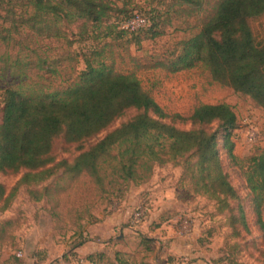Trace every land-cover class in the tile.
Masks as SVG:
<instances>
[{
    "label": "rangeland",
    "instance_id": "1",
    "mask_svg": "<svg viewBox=\"0 0 264 264\" xmlns=\"http://www.w3.org/2000/svg\"><path fill=\"white\" fill-rule=\"evenodd\" d=\"M218 1L201 0L200 9L188 16L184 12L175 14L173 8H167L166 0H120L117 5L123 11L114 12L104 24L121 21L119 28H125L126 18L139 13L150 25L154 16V30L161 33L151 37L143 29L138 34L124 32L118 36L117 27L111 35L99 38L95 37L90 23L86 34L81 36L80 22L61 25L63 37H46L44 31L37 33L26 23H20L32 10L25 4L26 0L0 2L1 15L10 11L0 26H9L11 20L17 24V32L12 34L15 41L9 45L0 43V55L7 53L12 58L20 55L30 60L46 58L56 70L31 67L25 75L6 73L0 79L1 86L31 89L68 86L84 69L85 59L97 60L94 53L100 50L98 59L111 63L117 71H133L143 88L167 113L187 115L200 103L225 102L232 107L238 123L231 137L234 158L223 148L218 132L219 157L235 190V196L228 199L233 208L229 212L217 210L215 199L191 190L185 171L187 155L176 162L155 164L145 182L120 183L119 190L108 189L107 193L99 191L86 175L67 179L62 174V165L35 184H19L24 170L0 172L5 193L15 189L9 207L0 210V264H80L79 259L86 264H119L121 259L127 264L145 261L151 264H264V239L258 223V217L264 221V203L258 216L240 165L241 159L264 148V110L249 96L213 80L201 65L176 72L149 66L156 58L178 50L181 40L197 33ZM249 25L255 43L264 47V15L250 19ZM1 101L2 91L0 107ZM137 112L134 108L126 109L106 128L80 142H66L59 135L52 144L50 164L62 160L71 162L80 151ZM163 121L169 122V117ZM173 124L186 130L199 126L179 119ZM200 126L207 131L217 129L216 122ZM194 159L189 157L190 162ZM158 183L168 187L163 200L168 199L165 208L170 211L162 214L161 221L158 219L161 205L152 200L158 190L153 187ZM154 200L158 201L156 197ZM239 206L245 226L234 219ZM166 240L169 245L164 247ZM181 240L182 243L178 242ZM104 242L107 243L101 247L103 256L93 253L92 263L85 259V253L75 250L85 243L95 252L96 243ZM172 244L181 245L183 250L173 251Z\"/></svg>",
    "mask_w": 264,
    "mask_h": 264
},
{
    "label": "trees",
    "instance_id": "2",
    "mask_svg": "<svg viewBox=\"0 0 264 264\" xmlns=\"http://www.w3.org/2000/svg\"><path fill=\"white\" fill-rule=\"evenodd\" d=\"M118 1L26 0L25 4L32 10L20 23L55 38L65 35L61 25L80 22L79 34L84 36L90 23L96 38L109 36L120 27L121 21L103 22L114 12L123 11ZM200 1L166 0V6L173 8L175 14L184 12L190 16L200 9ZM9 12L0 14V21H6ZM261 15H264V0H219L197 33L181 40L178 50L156 58L149 66L176 72L201 65L213 80L249 96L264 110V47L255 43L249 25L250 19ZM154 25L153 16L152 24L147 19V25L139 30L119 28L116 31L121 36L124 32L138 34L145 29L153 37L161 33L154 30ZM16 32L15 20L7 27L0 26V43L9 45L15 41L12 34ZM100 54V50L94 53L95 61L85 59V67L77 79L65 87L31 89L0 85V172L24 170L19 184H35L62 165V174L67 179L86 175L99 191L107 193L108 189L119 190L120 183L145 182L155 164L176 162L187 155L185 171L191 190L215 199L217 210L232 211L228 199L235 196V190L223 169L218 149L220 130L222 146L234 158L231 137L238 123L232 107L225 102L200 103L187 115L167 113L143 88L133 71H117L111 63L98 59ZM31 67L56 71L46 58L30 60L20 55L13 58L7 53L0 55V79L6 73L25 75ZM129 108L138 112L80 151L71 162L62 160L50 164L56 137L62 135L66 142H80L106 128ZM167 117L169 122L163 121ZM176 119L199 126L180 129L173 124ZM210 122L217 123L216 130L207 131L200 126ZM190 156L195 158L193 162L189 161ZM241 161L246 187L259 216L264 203V148ZM14 190L5 193L0 184V210L9 207ZM45 195L49 199L48 191ZM237 213L234 219L245 226L240 206ZM258 223L264 239V221L258 217ZM262 255L264 263V251ZM85 259L94 261L92 255ZM119 264L126 263L119 260Z\"/></svg>",
    "mask_w": 264,
    "mask_h": 264
},
{
    "label": "crops",
    "instance_id": "3",
    "mask_svg": "<svg viewBox=\"0 0 264 264\" xmlns=\"http://www.w3.org/2000/svg\"><path fill=\"white\" fill-rule=\"evenodd\" d=\"M157 185L158 186H154L153 188L155 189L157 187V189H158V190H156L157 195H155V197L158 199L159 202L154 200L155 197L152 200L154 201V203L156 205H161V207L158 209V211L160 212L158 219H159V221H161L162 220V214H164V213H170V211L168 210V207L165 208L166 206H168V204H167L168 199L167 200L166 199L163 200V197L165 195L164 194V190H166V192H168V187L166 185L160 184V183H158ZM165 242H166V244H164V247H166L167 245H169V242L167 240ZM178 242L182 243L183 240L178 241ZM85 243L78 245L75 248V250L76 251H79L80 253H85L86 254L85 256L92 255L93 253H100L101 255H99V256H103V254L101 252H103L104 249H102L101 247L105 243H107V242H104V243H96V245L94 246L93 249H96V251H98V252H96V251L93 252L94 250H90L89 246L86 245L88 242L86 244ZM171 249H173V251H175V252H180L181 250H183L181 248V245H173V244H172ZM121 261H124V260L121 259ZM115 262H116V260H115ZM145 262H147V261H145ZM148 263H150V262H148ZM139 264H141V262H139Z\"/></svg>",
    "mask_w": 264,
    "mask_h": 264
},
{
    "label": "built area",
    "instance_id": "4",
    "mask_svg": "<svg viewBox=\"0 0 264 264\" xmlns=\"http://www.w3.org/2000/svg\"><path fill=\"white\" fill-rule=\"evenodd\" d=\"M147 25V19L145 16L135 13L130 18H128L125 23L124 27L129 30H139ZM78 262L80 264H86L83 259H79Z\"/></svg>",
    "mask_w": 264,
    "mask_h": 264
}]
</instances>
